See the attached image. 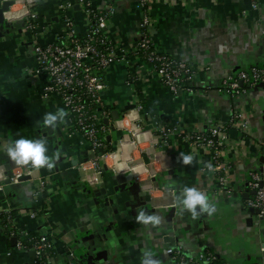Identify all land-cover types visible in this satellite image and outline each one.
Wrapping results in <instances>:
<instances>
[{
  "label": "crops",
  "instance_id": "crops-1",
  "mask_svg": "<svg viewBox=\"0 0 264 264\" xmlns=\"http://www.w3.org/2000/svg\"><path fill=\"white\" fill-rule=\"evenodd\" d=\"M86 2L38 0L40 25L35 31L15 22L14 33L0 37V170L10 175L9 150L14 152L21 138L39 143L46 158L36 167L38 177L24 173L0 190V264H32L37 258L32 248H14L16 238L8 236L10 225H4L7 211L20 234L50 236L49 264H171L168 248L176 246L190 255L216 252L226 264H264V217L248 205L255 194L250 174L259 172L264 182V83L239 96L221 88L230 74L264 67V0H156L150 11L153 47L198 65L197 87L173 92L142 58L116 61L104 76L102 97L112 116L105 121L108 145L99 151L79 133H70L60 97L44 96L49 76L36 71L34 53L35 43H51L62 31L64 4L71 5L68 13L85 35ZM88 2L98 11H114L108 32L126 48L141 39L138 0ZM137 73L141 79L130 83ZM236 109L245 114L250 137L230 132L225 159L232 191L227 196L215 192L205 169L209 150L172 139L167 147L158 144L144 152L121 143L128 130L117 124L127 114L129 128L137 121L158 133L162 121L170 119L186 130H205L215 123L228 125ZM105 150L115 153L117 171L103 162L86 173L79 170L81 162ZM130 166L150 174L162 188L160 195L142 188L130 176ZM190 190L204 203L189 208Z\"/></svg>",
  "mask_w": 264,
  "mask_h": 264
},
{
  "label": "built area",
  "instance_id": "built-area-1",
  "mask_svg": "<svg viewBox=\"0 0 264 264\" xmlns=\"http://www.w3.org/2000/svg\"><path fill=\"white\" fill-rule=\"evenodd\" d=\"M5 17L17 22L24 20V28L28 31H35L39 27L40 13L37 8L38 0H14ZM85 3V0H82ZM156 0H138V7L143 13L141 20L142 37L135 45L128 49L122 43L114 39L108 32L110 17L114 14L112 9L98 11L93 9L90 3L86 2L88 15V29L85 35H80L76 23L69 15L67 7L70 4L62 5V31L57 33L55 41L46 44L35 43L34 53L37 61V72L46 73L49 76V83L45 87L44 96L56 94L60 97L62 106L68 114L70 121V133H79L84 142L89 144L93 150L105 149L107 147V135L109 133L106 120L112 116V110L105 105L102 92L106 88L104 80L105 73L116 61L128 60L130 55L142 58L147 62L149 71L154 73L159 80L173 92L188 91L196 89V78L200 67L193 61L181 60L174 56L157 52L153 47L150 37V26L152 17L150 11ZM257 5L254 4V7ZM141 79L137 73L130 79V83H135ZM264 83V67L252 65L236 74L226 76L221 88L231 95H244L248 89L257 84ZM142 109V104L138 102L137 112ZM139 116L137 117V120ZM131 121V116L125 114L118 124L120 128H125V133L121 138V143H131L135 149L148 152L149 149L158 144L164 147L170 144L172 139L177 143L188 144L198 149L209 150L211 161L205 166L214 180L215 192L222 196H227L230 189L226 172L229 163L225 159L226 146L230 139L231 130L241 132L244 136H249V122L241 110H234L228 125L212 124L205 130H186L179 120H163L158 133L150 128H143L137 121L132 127L126 125V121ZM143 142V143H142ZM175 142V141H174ZM146 146H143L145 145ZM16 151V150H15ZM14 151V152H15ZM115 153L109 150L98 152L94 157L81 162L79 170L83 173L89 169L99 167L100 162L112 167L115 171L119 168L113 163ZM111 161V162H110ZM89 163L91 164L89 166ZM37 168L29 161L27 164L17 163L12 160V169L8 177L0 170V190H3L6 181L15 182L22 174H30L38 177ZM130 174L135 178L141 187L151 194L159 196L162 188L156 181L145 172V175L134 166L129 167ZM148 171V170H147ZM98 173V172H97ZM100 173V172H99ZM249 187L255 191L252 198L248 199V205L260 211V216L264 217V182L262 175L254 171L250 174ZM144 183V184H143ZM43 189L40 184L38 193ZM3 213L0 211V216ZM5 226L10 225L8 236L16 238L15 249L25 250L22 235L11 223L13 216L8 211ZM36 251V260L48 255L52 249V241L47 233H43L31 247ZM171 256V264H226L220 256L213 251H202L197 254H187L181 246L168 248ZM35 260V261H36Z\"/></svg>",
  "mask_w": 264,
  "mask_h": 264
},
{
  "label": "clouds",
  "instance_id": "clouds-1",
  "mask_svg": "<svg viewBox=\"0 0 264 264\" xmlns=\"http://www.w3.org/2000/svg\"><path fill=\"white\" fill-rule=\"evenodd\" d=\"M48 123L49 121H45ZM43 148L39 143L33 144L30 140L19 139L16 141V151L9 150V155L17 163L27 164L29 161L36 167L42 166L46 163V158L43 156ZM51 167V165H49ZM189 199L186 204L189 208H194L197 203L203 204L204 198L196 193L194 190H190L188 193Z\"/></svg>",
  "mask_w": 264,
  "mask_h": 264
},
{
  "label": "water",
  "instance_id": "water-1",
  "mask_svg": "<svg viewBox=\"0 0 264 264\" xmlns=\"http://www.w3.org/2000/svg\"><path fill=\"white\" fill-rule=\"evenodd\" d=\"M14 3H15L14 0H4L2 5L0 6V37H6L12 35L17 28L15 22H12L5 17V13L9 11L10 6L13 5ZM16 24H22L23 26L24 20H19L16 22ZM19 31L22 32V29H19ZM118 117L119 114L115 112V118ZM130 176L132 177L131 174ZM257 211L258 213H260L259 210ZM148 261H152V259H149Z\"/></svg>",
  "mask_w": 264,
  "mask_h": 264
},
{
  "label": "trees",
  "instance_id": "trees-1",
  "mask_svg": "<svg viewBox=\"0 0 264 264\" xmlns=\"http://www.w3.org/2000/svg\"><path fill=\"white\" fill-rule=\"evenodd\" d=\"M5 217L6 218L4 220L6 221V223H8L7 215H5ZM39 237L40 234L38 232H30L28 233V235H22L21 240L24 242L25 248L27 249V248H31ZM32 264H49L47 255L43 256L41 259L34 261Z\"/></svg>",
  "mask_w": 264,
  "mask_h": 264
}]
</instances>
